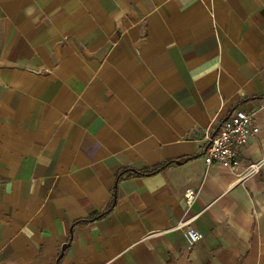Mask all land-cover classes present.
Instances as JSON below:
<instances>
[{
    "label": "crops",
    "instance_id": "obj_1",
    "mask_svg": "<svg viewBox=\"0 0 264 264\" xmlns=\"http://www.w3.org/2000/svg\"><path fill=\"white\" fill-rule=\"evenodd\" d=\"M235 108L260 132L207 165ZM251 161L264 0H0V264H264Z\"/></svg>",
    "mask_w": 264,
    "mask_h": 264
},
{
    "label": "built area",
    "instance_id": "obj_2",
    "mask_svg": "<svg viewBox=\"0 0 264 264\" xmlns=\"http://www.w3.org/2000/svg\"><path fill=\"white\" fill-rule=\"evenodd\" d=\"M260 132V126L253 114L235 108L233 112L222 120L215 131L205 135L203 159L207 165L218 164L224 167L237 169L241 165V153L250 141ZM263 162L251 161L247 164L248 173H258ZM194 189H187L185 197L189 205L196 198ZM193 218L180 220L174 229L183 231L187 240V248L193 247L204 238V234L192 226Z\"/></svg>",
    "mask_w": 264,
    "mask_h": 264
},
{
    "label": "trees",
    "instance_id": "obj_3",
    "mask_svg": "<svg viewBox=\"0 0 264 264\" xmlns=\"http://www.w3.org/2000/svg\"><path fill=\"white\" fill-rule=\"evenodd\" d=\"M166 165V164H165ZM165 165H163V166H165ZM161 167H156V168H153V169H151L149 172H154V171H156V170H158V169H160ZM112 207H113V202L111 203V205L106 209V211H104L103 213H102V215H104L105 213H107V212H109L111 209H112Z\"/></svg>",
    "mask_w": 264,
    "mask_h": 264
}]
</instances>
